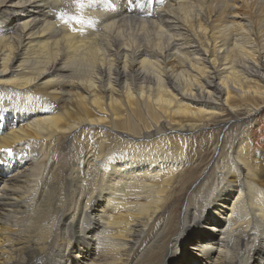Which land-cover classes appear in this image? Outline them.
Instances as JSON below:
<instances>
[{"label": "bare ground", "instance_id": "6f19581e", "mask_svg": "<svg viewBox=\"0 0 264 264\" xmlns=\"http://www.w3.org/2000/svg\"><path fill=\"white\" fill-rule=\"evenodd\" d=\"M263 112L264 0H0V264H264Z\"/></svg>", "mask_w": 264, "mask_h": 264}, {"label": "rangeland", "instance_id": "374dc122", "mask_svg": "<svg viewBox=\"0 0 264 264\" xmlns=\"http://www.w3.org/2000/svg\"><path fill=\"white\" fill-rule=\"evenodd\" d=\"M259 121L256 125H254L251 130V145H252V152L254 155H258L264 157V112L258 117ZM64 146V150H65ZM186 248V245H184ZM183 264H192L189 262H184Z\"/></svg>", "mask_w": 264, "mask_h": 264}]
</instances>
